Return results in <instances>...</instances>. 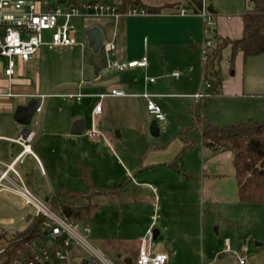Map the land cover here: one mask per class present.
Listing matches in <instances>:
<instances>
[{"label":"crops","instance_id":"obj_1","mask_svg":"<svg viewBox=\"0 0 264 264\" xmlns=\"http://www.w3.org/2000/svg\"><path fill=\"white\" fill-rule=\"evenodd\" d=\"M211 14L215 18L216 25L210 30L205 28L202 17L198 13L192 12V6H186L181 12L160 11L144 17H142L143 15L131 16L137 19L135 21L144 23V30L141 31L142 34L140 35L142 37L141 57H147L149 54L155 58L156 53L159 52L166 58L168 66L171 67L167 74L157 73L156 79L151 77L150 80H147V76H149V59L147 58L146 68L126 69L121 72L120 78L108 81L105 79L107 75L106 60L105 69L96 76L92 69L86 68L79 84L73 85V90L65 94L49 93L42 92V76L39 74L34 76V72L31 76L33 69L31 63L40 57L42 48L30 62L18 61L16 75L11 79L4 73L7 63L1 65L0 168L6 169L24 152L22 159L14 162L13 168L25 186L42 199L46 195L56 194L61 190H86H80L82 184L75 182V179L65 177L56 182V179L48 177L47 169L54 173L57 171V163L50 157V153L56 154L55 147L61 142L46 141L42 134L36 140L38 134L35 129L31 128L34 116L38 113H44L46 107L55 108L54 105L59 103L55 101H60L59 99H63V101H66V98L76 99L78 102L84 98H109L111 101L142 99L146 104L147 113L154 119V122H157L158 126L162 123L149 113L145 96H149L150 101L160 106L163 115L168 119L171 114V107H173L169 104L168 99H192L194 102L190 107L191 118L179 119L173 127L174 132L172 134L175 135L176 131L180 135L183 130L191 127L194 124L192 108L199 101L195 96L205 92L202 72L205 42L214 39L216 43L217 37L239 39L243 36L244 13L241 15V20L239 19V22L236 23L219 18L214 9ZM123 20L118 25L117 31ZM122 44V42L117 44L118 56L121 60H140V57H133L134 53L129 48L123 51ZM75 47L65 49L72 50ZM231 52V47L226 48L223 52V59H225V55ZM228 67V75L222 73L223 95L214 98L211 105L205 110L209 120L215 125H227L249 119L264 120V54L245 59L243 53L240 52L236 56L233 73H231L233 69L230 68V65ZM142 75H145L146 79ZM114 90L123 92V95H113ZM7 94L10 95L6 96ZM34 100L39 101V108L30 125L25 126L17 123L14 120L16 110ZM98 105H101V101H97L92 110L95 119L105 115L103 108L101 113H96ZM78 122L79 120L74 125V127H78V134L74 133L73 127L72 133L75 136L82 135L86 129L84 122L81 124ZM27 129L34 132L35 137L24 147L16 141L24 136ZM171 129L172 126H170V132ZM93 130L97 131L96 128ZM92 132H87L90 143L104 144L111 151L113 150L111 143L102 140L101 134L99 137H90L89 134ZM160 133L158 128V132L155 131V136H159ZM199 133L195 143L200 155L194 158L195 165H184L182 158L178 156L179 152L182 153L183 143L182 141H173L166 151L155 150L135 159L127 158L130 165L127 167L123 164L120 167L121 170L115 173L101 171L100 175L98 173L96 175L94 169L91 171L80 166V175L82 170L90 171L92 183L96 188L116 189L125 184V189L122 192L108 196L100 195L94 200L99 207L103 206L104 197H111L113 202L117 201L121 215L119 227H125L126 231L124 232L128 234L127 237H124L125 239L120 240L122 243L116 246L109 244L108 241H98L100 249L107 254V258L123 259L126 260L124 264H134L132 256L138 258L142 241L146 238L147 233L152 230L157 238L166 240L167 247H161L158 252L168 256L166 264H195L194 261L181 263L177 261L183 252L181 249L183 239L180 238L185 236L187 241L192 242L193 237H199L202 250L207 233L206 223L208 222V225L212 227L223 221L226 224H233L234 241L230 242V239L226 238V243L220 247L221 255L224 253L234 255L236 250H241L244 247L245 252L243 254L250 252L252 257L257 258V264H264V249L258 250L256 248L264 246V205L241 204L239 202L234 166L227 168V162H225L228 161L231 165L232 152L220 149L214 153H207L211 149L204 146L202 133L200 131ZM69 134H71L70 131L63 133L67 138H69ZM166 136L167 134L164 135V137ZM52 147L50 152L48 148ZM158 147L161 148L159 144ZM175 161L178 162L179 171L170 167V164ZM9 175L14 177L12 172ZM17 200L21 202L23 207H26L18 194L9 189L0 188V223L6 220L7 214L10 215L15 210ZM123 216L132 222L137 221V225L127 227L124 224L123 226ZM6 222L12 223L13 220L8 219ZM178 231L183 232L182 237L174 233ZM133 236H136L134 242ZM255 240L260 243L257 242L254 246L252 243ZM242 242L246 246H241ZM166 249L169 250V254ZM195 251L199 253L200 250L197 248L193 250V252ZM188 252L192 253V250ZM202 252L205 253L204 250Z\"/></svg>","mask_w":264,"mask_h":264},{"label":"rangeland","instance_id":"obj_2","mask_svg":"<svg viewBox=\"0 0 264 264\" xmlns=\"http://www.w3.org/2000/svg\"><path fill=\"white\" fill-rule=\"evenodd\" d=\"M145 7L160 9L161 12H181L186 6H192L193 0H139ZM208 6L212 7L217 13L219 18L230 20V22H239L241 15L253 8V4L250 0H208ZM193 12V11H192ZM148 16L150 13L146 11ZM135 17L126 18L120 25L117 31L116 43H123V51L126 48L130 49L134 53L133 57L141 59L142 54V34L144 30V23L137 22ZM139 18V17H137ZM142 21V20H141ZM74 24L77 29L76 40L78 47L74 49L59 48L55 50H49L42 47L40 57L32 61L31 76L34 72V76L39 74L42 76V92H58L65 94L68 91L73 90L72 87L75 84H79V81L84 75V70L92 69L94 75H98L100 71L105 69L106 55L103 47L95 50L91 48L88 38V30L92 27H99L104 34L105 40L108 42L113 38V30L111 27L105 24L102 20L93 19L90 21L75 20ZM212 31V30H211ZM214 33V30H213ZM241 36V34H240ZM50 34L45 33V39L49 40ZM213 44L215 40L212 39ZM139 53V55H138ZM232 53V52H231ZM231 53L225 55V59L222 60V73L228 75V66L231 62ZM240 53V52H239ZM238 53V54H239ZM237 54V55H238ZM236 55V56H237ZM149 68L147 80L151 77L157 78V73L167 74L171 69L166 63V58L159 52L156 53L155 58H152L149 54ZM236 60V59H235ZM7 60L0 57V66L6 65ZM228 67V68H227ZM30 71V70H28ZM229 69V72L233 73ZM247 73V72H246ZM121 72H107L105 79L108 81L116 80L120 78ZM146 79L145 75H142ZM46 80V81H45ZM205 89V85H203ZM85 90V89H84ZM58 104L54 105L55 108H45L44 113L36 114L33 118L31 128L36 130L38 134L36 140L43 135V139L46 141H59L58 146L55 147L56 154L50 153V157L55 160L56 172L54 173L50 169H47L48 177L50 179H56V182L62 178L75 179V182L82 184L80 190L86 189L85 183L80 178V166L85 169H94V172L100 175L102 172L115 173L121 170L123 164L130 165L128 159H135L141 155H147L149 152L155 150L166 151L171 146L172 142L181 141L179 139V132L175 131L173 127L179 119L185 117L187 119L190 116V107L194 100L192 99H168L171 107V114L165 121L158 126L161 131L159 136H155V132L152 130V124L154 119L147 113L146 104L142 99L133 100H110L97 99V98H84L81 102L76 99H59ZM97 101H101V106L105 111V115L101 118L95 119L92 115V110ZM179 105V107H178ZM79 120V124L84 122L86 124L85 132L82 135H73V127ZM261 121V120H260ZM172 123V125H171ZM170 126H172L170 132ZM94 128L97 129L93 130ZM70 131L69 138L65 137L63 133ZM95 131L102 136V140L111 143L113 150L111 151L104 144H92L87 137V132ZM101 132V133H100ZM167 134L166 137L164 135ZM200 134L196 131L190 135L196 141V137ZM161 139V141H160ZM158 144L161 146L158 147ZM53 149L48 148V150ZM194 147L188 150L186 153H178L179 158H182L184 165H195L194 158L198 157L200 153ZM51 152V150H50ZM214 153V150H208L207 153ZM227 162V168H233V160L230 163ZM212 171V168H210ZM102 175V174H101ZM75 190V189H74ZM77 190V189H76ZM105 201L101 206V211L98 215H95L88 221V225L91 229L90 241L97 247L106 257L107 254L100 249V242H109L113 246L121 244L120 240L125 239L128 234L125 227H119L120 224V210L117 201H112L111 197H104ZM107 198V199H106ZM34 209L30 206L23 207L19 200L16 201L15 210L7 214L6 220L0 223V230L14 234L17 231L24 229L31 218L34 215ZM29 216V217H28ZM8 219L13 220L12 223L6 222ZM261 219V218H259ZM258 219V220H259ZM124 224L130 227H135L136 222H132L130 219L123 216L122 225ZM245 225V224H244ZM207 233L204 241V250L202 252V244L199 237L192 238L191 241H187L183 232H174L183 239L181 242L182 254L178 257L177 261L192 262L195 264H240L238 256L230 253H224L221 255L220 247L226 243V238L234 241V232L232 230L233 224H226L223 221L210 227L208 222L206 223ZM129 230V229H128ZM132 238L133 242L135 237ZM258 240L253 241L255 246ZM240 243V242H239ZM260 243V242H259ZM115 244V245H114ZM191 244V245H190ZM241 246H246L245 243H241ZM167 247L166 240H160L157 238L154 241L153 249L156 253L160 251V248ZM194 247L193 249H191ZM199 249V253L193 252L195 249ZM258 250L264 249L262 247H256ZM192 250V253L188 252ZM169 254V250L166 249ZM240 252V250H236ZM194 256V257H193ZM72 260L73 264H79L80 258H87L86 254L81 249H76L73 252ZM133 261L136 264L137 256H132ZM192 257V258H190ZM245 264H257L258 260L250 255V252L243 254ZM113 264H124L123 259L108 258ZM56 264L55 261H52Z\"/></svg>","mask_w":264,"mask_h":264},{"label":"built area","instance_id":"obj_3","mask_svg":"<svg viewBox=\"0 0 264 264\" xmlns=\"http://www.w3.org/2000/svg\"><path fill=\"white\" fill-rule=\"evenodd\" d=\"M199 15L204 21L207 30L216 25L214 16L208 9V0H200ZM124 0H0V57L7 60L5 75L11 79L16 75L18 61L30 62L42 47L46 48H73L78 46L76 40L77 29L75 20L90 21L99 19L113 28V38L106 41L103 47L107 66L106 72H123L129 68H146L148 59L144 56L140 60L123 61L118 56L116 43L117 27L127 17L145 15L146 11L139 7L127 6L123 9ZM93 28V27H92ZM103 32V31H102ZM49 33V40L45 39ZM212 41L203 46V61L207 58L208 50L213 47ZM100 47V48H101ZM177 75V74H176ZM154 81V79H151ZM205 88L209 84L204 81ZM113 95L121 96L123 92L114 90ZM7 94L6 96H9ZM205 96L202 92L195 98L201 100ZM147 100V109L154 118L163 123L165 116L160 106ZM102 112V106L96 107V113ZM93 131L90 137H99ZM35 137L34 132L25 133L16 142L25 147ZM26 151V148H25ZM24 152L19 155L6 169L0 168V188L9 189L18 194L26 206L34 209L36 217L43 220L39 227L40 236L28 241L30 252L19 251L10 264H73V252L81 249L87 258H80L79 264H113L90 241L91 229L86 222L66 220L50 208L44 200L25 186L19 174L14 170V162L22 159ZM13 173L11 177L9 173ZM155 233L150 230L142 241L136 264H166L168 256L155 253L153 250ZM242 247L238 256L240 264H244ZM4 250L0 251V254Z\"/></svg>","mask_w":264,"mask_h":264},{"label":"trees","instance_id":"obj_4","mask_svg":"<svg viewBox=\"0 0 264 264\" xmlns=\"http://www.w3.org/2000/svg\"><path fill=\"white\" fill-rule=\"evenodd\" d=\"M253 8L243 15V36L239 39L217 37L216 43L208 51L203 62L205 96L192 108L194 124L183 130L179 139L183 143L182 153L194 147L195 141L190 135L196 131L202 133L205 147L217 151L227 150L233 154L235 177L238 186V198L241 204L264 205V120H244L227 125L213 124L205 110L214 98L223 95L222 60L223 52L231 47L230 68L235 66L236 55L243 53L245 59L264 54V0H250ZM127 6L139 7L148 13L161 10L145 7L139 0H124ZM201 1L193 0L192 11L199 13ZM213 11L212 7H208ZM170 167L179 171L178 162ZM81 179L86 184L84 191L61 190L56 194L44 196V202L66 220L88 222L99 211L95 198L100 195H114L125 189V184L116 189L96 188L92 183L90 171L82 170ZM42 217L33 216L28 225L14 234L0 230V264H10L19 251L30 252L28 241L40 236L39 227Z\"/></svg>","mask_w":264,"mask_h":264},{"label":"water","instance_id":"obj_5","mask_svg":"<svg viewBox=\"0 0 264 264\" xmlns=\"http://www.w3.org/2000/svg\"><path fill=\"white\" fill-rule=\"evenodd\" d=\"M88 38H89V43L91 48L97 50L101 47L102 43H103V39H104V34L102 32V30L99 27H93L91 29L88 30ZM39 101H32L30 102L28 105L26 106H20L15 114H14V120L17 123H20L22 125L28 126L31 123V120L34 116V114L36 113V111L39 108L38 105ZM152 130L155 132H158V124L157 122H153L152 124ZM29 132V129L26 130V133ZM74 133H79L78 127H74ZM155 239H157V237L155 236Z\"/></svg>","mask_w":264,"mask_h":264}]
</instances>
